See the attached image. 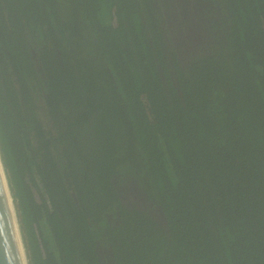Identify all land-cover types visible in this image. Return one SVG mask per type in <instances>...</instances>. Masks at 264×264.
<instances>
[{
  "label": "trees",
  "instance_id": "1",
  "mask_svg": "<svg viewBox=\"0 0 264 264\" xmlns=\"http://www.w3.org/2000/svg\"><path fill=\"white\" fill-rule=\"evenodd\" d=\"M154 1L0 0V69L7 59L26 94L38 42L82 207L49 154L58 188L47 184L29 134L41 127L0 80V154L29 264H102L97 241L115 264H264V0H212L228 6L208 26L227 43L185 62ZM115 176L137 180L166 227L123 207Z\"/></svg>",
  "mask_w": 264,
  "mask_h": 264
},
{
  "label": "flooded vegetation",
  "instance_id": "2",
  "mask_svg": "<svg viewBox=\"0 0 264 264\" xmlns=\"http://www.w3.org/2000/svg\"><path fill=\"white\" fill-rule=\"evenodd\" d=\"M156 13L159 14L160 28L162 31V37L169 47L175 49L178 54V58L185 62L190 54H206V50L212 48L218 42L227 43L225 34H218V31H212L209 29L212 19L220 22L221 18L229 17L228 6L215 5L212 0H155ZM208 10V11H207ZM215 14L210 15L209 12ZM107 20V18H104ZM221 23V22H220ZM50 28V27H49ZM52 40L49 41V46L52 48ZM37 41L31 38L29 40V54L31 56L33 67L37 76L35 77L36 83L31 80V86L27 87L26 94L23 92V85L20 82L17 74L11 69V65L7 59L4 60L3 67L0 69V80L3 85L4 93L5 81L8 86V90L14 91L17 94L18 104H21L22 110L28 115H34L38 124L41 127L42 135L38 136L36 130L30 132V138L34 142V146L37 149L35 155L37 160L42 164L40 168L43 176L48 180L47 184L58 188L56 184L57 175L55 171H49L50 166L47 161L48 154L53 157V162L59 167L60 173L63 175L64 185L68 189L67 192L76 204L79 211L82 210L81 204L78 200L77 193L75 191V183L69 175L66 174V170L62 167V164H66L65 150L61 141H57L59 136L57 127L55 125V117L52 109L48 105V101L51 97V91L49 86L46 84L47 78L44 72H41L43 68L40 67V60L38 54ZM173 45V46H172ZM170 50V52H171ZM168 59L171 61L170 53ZM8 66H6V65ZM40 64V65H39ZM42 66V65H41ZM6 67H8L6 69ZM171 78L174 82V86L180 93V89L176 82V77L173 72ZM29 77H26V80ZM115 82V80L113 79ZM26 95H28L26 97ZM98 95V94H97ZM89 94L85 90L81 94V101H85ZM105 96V93L101 95ZM29 98V99H28ZM94 99V96H91ZM54 101H51L53 103ZM71 106V104H70ZM28 107H31L30 109ZM25 132V130L21 129ZM26 131L25 133H27ZM56 141L57 143H53ZM49 142V148L46 149V144ZM42 145V148L39 147ZM118 177H114L112 180L113 185L117 188V193L120 197V203L123 207H127L129 210H137L140 212L149 213L155 218L159 225L164 223L162 209L160 205L155 201L149 199V196L143 188L138 184L137 180L129 178L124 179L123 182H118ZM62 217V206L59 211ZM106 217L110 223H117L121 220V212L116 207L114 213H106ZM97 252L100 257L102 264H115L114 255L111 247H103L100 242L97 241ZM107 259V260H106Z\"/></svg>",
  "mask_w": 264,
  "mask_h": 264
},
{
  "label": "water",
  "instance_id": "3",
  "mask_svg": "<svg viewBox=\"0 0 264 264\" xmlns=\"http://www.w3.org/2000/svg\"><path fill=\"white\" fill-rule=\"evenodd\" d=\"M41 68L40 65L39 69ZM161 214L164 215L163 211ZM163 219L165 222L161 223V226L166 227L165 216ZM23 251L26 254L17 212L0 154V264H26Z\"/></svg>",
  "mask_w": 264,
  "mask_h": 264
},
{
  "label": "rangeland",
  "instance_id": "4",
  "mask_svg": "<svg viewBox=\"0 0 264 264\" xmlns=\"http://www.w3.org/2000/svg\"><path fill=\"white\" fill-rule=\"evenodd\" d=\"M42 227H43V233L46 236V238L49 239L51 241V243H53L52 242V238H51V234L49 232L48 227L45 225V223L42 224ZM23 243H24V240H23ZM24 247H25V250H26V253H27V249H26L25 243H24Z\"/></svg>",
  "mask_w": 264,
  "mask_h": 264
},
{
  "label": "bare ground",
  "instance_id": "5",
  "mask_svg": "<svg viewBox=\"0 0 264 264\" xmlns=\"http://www.w3.org/2000/svg\"><path fill=\"white\" fill-rule=\"evenodd\" d=\"M23 256L26 258V260H25V261H27L26 264H29V261H28V258H27V253L25 254L24 251H23Z\"/></svg>",
  "mask_w": 264,
  "mask_h": 264
}]
</instances>
